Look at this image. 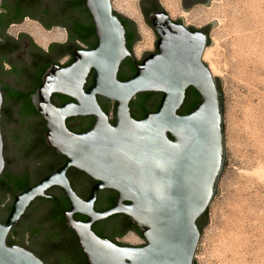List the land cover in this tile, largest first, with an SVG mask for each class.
Masks as SVG:
<instances>
[{
    "label": "water",
    "instance_id": "95a60500",
    "mask_svg": "<svg viewBox=\"0 0 264 264\" xmlns=\"http://www.w3.org/2000/svg\"><path fill=\"white\" fill-rule=\"evenodd\" d=\"M85 3L94 21L97 43L90 50L76 48L68 65L52 64L44 72L42 84L31 98L45 124L40 116L12 108V102L4 99L0 83V178L7 167L16 174L31 173L34 181L40 179L53 157L38 164L30 162L29 158L37 161L41 153L33 154L29 146L45 126L48 145L67 158L54 173L15 198L0 194V217L5 221L0 220V264H45L25 247L9 244L8 238L22 222L21 233L13 237L14 241L45 256L51 253L45 239L61 227L46 224L48 204L36 201L32 213L28 208L38 198L48 197L46 192L54 186L63 189L71 204L64 215L89 264H199L198 220L217 194L227 152L224 93L219 88L222 80L204 61L208 46L213 44L210 32L217 21L192 30L190 27L195 26L176 23L167 10L151 14L159 53L138 64L127 46L126 29L113 0ZM211 4L212 0L205 6ZM22 34L35 41L29 33ZM139 36V42L143 41ZM25 48L15 56L22 65L30 62ZM127 58L135 62L137 73L121 81L119 72ZM91 74L93 83L87 88ZM3 77L7 84L20 89L31 85L22 74L8 76L5 71ZM189 88L200 94L201 101L183 115L179 111ZM143 93L162 94L152 107L160 104L157 111L135 119L131 103ZM54 94L75 102L58 106L52 100ZM98 97L107 99L110 105L103 100L100 104ZM111 101L115 102L114 124L103 109L106 105L112 109ZM11 113L17 118L15 123ZM78 116H94L92 128L83 133L71 131L67 120ZM72 167L97 182L87 200L79 197L67 177ZM102 189L116 190L119 196L113 208L98 213L94 206ZM76 213L88 216V220H76ZM120 213L130 218L146 244L118 241L124 244L119 245L93 231L94 222ZM28 231L39 234L33 238Z\"/></svg>",
    "mask_w": 264,
    "mask_h": 264
},
{
    "label": "rangeland",
    "instance_id": "374dc122",
    "mask_svg": "<svg viewBox=\"0 0 264 264\" xmlns=\"http://www.w3.org/2000/svg\"><path fill=\"white\" fill-rule=\"evenodd\" d=\"M139 1L113 3L137 24L144 39L134 45L140 58L154 49L158 37L141 19ZM169 7L173 15L167 7L165 10L173 19L182 18L184 24L198 29L217 21L204 61L222 80L226 164L209 207V223L201 232L196 260L199 264H264V0H212L209 7L190 13L181 7V0H173ZM10 32L14 38L19 32L29 33L43 49L52 42H64L62 28H38L32 20ZM109 116L112 120L114 113ZM117 241L146 244L135 232Z\"/></svg>",
    "mask_w": 264,
    "mask_h": 264
},
{
    "label": "flooded vegetation",
    "instance_id": "af4514ba",
    "mask_svg": "<svg viewBox=\"0 0 264 264\" xmlns=\"http://www.w3.org/2000/svg\"><path fill=\"white\" fill-rule=\"evenodd\" d=\"M76 1L77 0H2L0 4V83L2 91L3 89L9 90L20 95L33 93L32 91L38 85L41 70H43L44 68H48L52 64H57L60 66L68 65L74 58L73 54L76 48L81 50H90L94 47V44L97 43V35L87 38L86 41L76 39V36H78L79 34L78 30L86 32L93 28V26H95L86 3L84 6L76 8L75 6H73ZM209 1L210 0H181V7L186 12L190 13L196 11L201 6H205ZM164 10L165 6L163 0H142L139 4V13L141 19L147 26H149V28H153V30L154 27L150 21L151 14ZM116 13L126 29V35L128 32H132L137 38L136 42H138L140 36L138 28L134 24V22L128 17L122 15L120 12H118V10H116ZM82 15L86 16V18H83ZM27 20L36 22L38 24V28H62L64 42L60 44H50L48 48L43 49L38 46L30 36L22 34V32H20L19 36H17L16 38L10 36V28H24L25 22ZM173 21H175L176 23L184 24V20L182 18H180L179 20L173 19ZM190 28L192 30H196V27ZM134 44L132 45V50L130 51L133 54L136 63L138 64H141L149 56L159 53L158 42H156L152 51L143 54L139 58L134 53ZM23 48L27 49L30 56V62L25 65L20 64L19 60L15 59V56H17V54L20 53ZM47 53L51 55L49 59H46L45 57V54ZM62 59H66V61L62 62ZM6 64L10 65L9 70H5ZM5 71H7L8 76H18L22 74L27 82L31 81V85L28 89H20L18 87H14L11 84H7L3 77ZM136 73L137 68L135 66V62L131 58H127L121 65V69L119 72L121 81L133 77ZM91 77L92 74L90 75L89 79ZM3 95L4 99L6 100L7 93L3 92ZM157 96H160V94ZM52 100L58 106H63L69 102H75L72 100H66V98L56 94L53 95ZM98 100L99 103L102 100L105 101L101 97H98ZM12 104V108L13 106L14 108L19 107L20 110H22L23 108V105L21 103L15 105L12 102ZM30 115L40 116L42 122L45 124V120L40 114ZM132 116L135 119L143 118L142 113L137 109H132ZM114 121L115 117L111 120V122L114 124ZM94 122V116H78L69 118L67 120V125L71 129V131L75 133H83L91 129L94 125ZM46 131L47 127L45 126V131L43 133H41L40 131L37 136L33 138V141L29 146L31 147L30 151L33 154L41 153L37 161L33 160V158H29L28 160H30V162L33 161V163L38 164L43 162V160L49 156L51 158L53 157V163H51V160L49 166L45 168L46 170H44V172H42V176H40V179L34 181L32 180L31 173L16 174L12 170H8L7 167L2 174L3 177H8V179L11 177L17 179H25L26 177H28L33 186L40 182L44 177L54 173L60 166L65 163L61 162L66 157L59 153L58 155L56 153V150L50 147L46 142ZM56 155L59 158H57ZM52 165H54L53 169H51ZM67 177L70 180L75 192L84 200H87L90 197L91 190L97 183L85 173L73 167L68 170ZM5 190V185H2V183H0V194L4 195ZM46 194L48 197L38 198L31 204V206L28 208L29 213H32L31 211H34L36 201L43 202L49 205L48 217L54 216L56 217V220L58 222H61L62 218H60V214L57 213L62 210L65 213V211H68L71 208V204L67 196L65 195L63 189L59 186L50 188L46 192ZM8 196L14 197V194ZM118 196L119 193L113 189L99 190L94 206L95 211L98 213H102L113 208ZM126 204L129 203L126 202ZM63 218L66 222V226L68 227L66 237L71 240H74L76 237L77 244L78 241L76 234L72 231V229L69 228L65 215H63ZM74 218L83 222H86L88 220V216L79 213L74 214ZM0 220L3 223L5 222L1 219V217ZM130 221V218L125 214H115L107 219L94 222L92 225V229L100 237L107 238L114 242V240L120 238L121 234L123 233V236H126L131 232H135L133 229H131ZM22 224L23 223L21 222L19 226L14 227L13 231L20 232V230L22 229H20ZM13 245H19L32 251L39 258H41L45 262V264H84L83 257L81 255H77L78 253L76 251H73L70 247L61 251L52 250L48 256H45L32 247L26 246L25 243L15 241Z\"/></svg>",
    "mask_w": 264,
    "mask_h": 264
},
{
    "label": "trees",
    "instance_id": "16d2710c",
    "mask_svg": "<svg viewBox=\"0 0 264 264\" xmlns=\"http://www.w3.org/2000/svg\"><path fill=\"white\" fill-rule=\"evenodd\" d=\"M84 5H85V0H77L73 4V6H75L76 8H78V7L80 8L81 6H84ZM78 31H79V34H78V36H76V39H78V40L86 41L87 38L96 35L95 26H93V28H91L90 30H88L86 32H83L81 30H78ZM126 37H127V46L130 50H132V45L136 42L137 38L135 37V35L132 32L131 33L128 32ZM95 45H96V43L94 44V47H95ZM45 57H46V59H49L51 57V55L47 53V54H45ZM48 68H44L43 70L40 71L39 80H38L39 82H38V85L35 87V89L32 91L33 93L38 89V86H40L42 84L43 74ZM119 79L121 80V76H119ZM92 83H93V78L91 77L89 79L88 84H87V88L89 86H91ZM219 88L222 91L220 84H219ZM3 92L7 93L6 100L13 102L15 105L20 104V103L23 105V108H22L23 113L29 114V115L30 114H39V112L35 109L33 102H32L31 95L33 93H28L26 95H20V94H17L16 92L4 90V89H3ZM56 95H60V94H56ZM157 95H159V94L143 93V94L138 95L137 98L131 103V111H132V109H137L138 111H140L142 113L143 117L147 113L152 112L153 110H154L153 112L157 111L160 103L154 109L152 107V104H153L154 100L156 99ZM60 96L66 98V100L75 101L74 99H72L68 96H64V95H60ZM160 96H162V94H160ZM137 100H139V103H135ZM200 101H201L200 94L194 88H189L187 99H186L182 109L179 111V113L183 114V115L188 114L194 108L197 107V105L200 103ZM105 102L108 103L109 101H107V99H105ZM103 109L108 115H110L111 111L113 113H115V107H113L112 109H109V107L106 105L105 107H103ZM3 110H4V108H3ZM6 111H8V110H6V108H5V113H6ZM5 113L3 111V114H2L3 120L5 118ZM10 116H11L12 123H15V121H17V118H15L12 113ZM43 140H44V138H43ZM56 153H57V151H56ZM57 158H59V157L57 156ZM66 161H67V158H64L61 163H64ZM51 167H52L51 169H53L54 165H52ZM0 183H2V185H5V188H6L5 194L2 195L3 197H7L8 195L14 194V198H15L17 194H20L21 192L27 190L28 188H30L32 186V183L28 177H26L25 179H20V178L17 179V178H12V177L8 179V177L1 176ZM208 211H209V209L198 220V226H199L201 232L204 230V228L206 227V225L208 223ZM57 214H60V218H62L61 222H58L56 220V217L49 216L48 220L46 221V224L47 223L55 224L58 227L60 226L62 229L60 228V229L54 231L52 234L53 236L51 235V237H49V239H45L46 245L53 251H55V250L61 251V250H64V249L70 247L73 251H76L78 253L77 255H81L83 257L84 264H89L86 255L84 254L82 249L76 244V237L74 240L68 239L66 237L68 227L66 226V222L64 221V218H63L64 211L63 210L59 211ZM130 222H131L130 223L131 229H133L139 236L142 237V235L139 232V230L137 229V227L132 223V221H130ZM20 233L21 232L13 231L11 236H9V238H8V243L14 244L15 241H14L13 237H15L16 235H19ZM29 233L31 234V236L33 238H34V236L39 234V232H33V233L29 232ZM123 235H124V233L121 234V237ZM114 242L119 244V245H124L122 243H119L117 240H114Z\"/></svg>",
    "mask_w": 264,
    "mask_h": 264
},
{
    "label": "bare ground",
    "instance_id": "6f19581e",
    "mask_svg": "<svg viewBox=\"0 0 264 264\" xmlns=\"http://www.w3.org/2000/svg\"><path fill=\"white\" fill-rule=\"evenodd\" d=\"M173 3V0H163V3H164V5H165V7H167L169 10H170V4H172ZM169 12H171L172 13V15H173V12L170 10ZM172 17V16H171ZM143 32H144V30H143ZM147 32L145 31L144 32V35L146 36L147 34H146ZM147 37V36H146ZM208 49V48H207ZM207 51V50H206ZM206 53V52H205ZM212 70V69H211Z\"/></svg>",
    "mask_w": 264,
    "mask_h": 264
}]
</instances>
